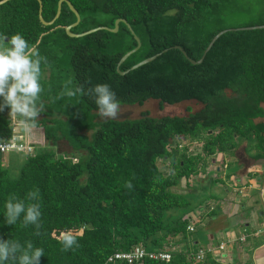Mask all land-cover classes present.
Returning <instances> with one entry per match:
<instances>
[{
	"label": "trees",
	"instance_id": "trees-1",
	"mask_svg": "<svg viewBox=\"0 0 264 264\" xmlns=\"http://www.w3.org/2000/svg\"><path fill=\"white\" fill-rule=\"evenodd\" d=\"M42 18L54 19L59 0H40ZM79 14L70 31L80 34L125 19L140 40L136 47L123 23L117 32L97 30L70 37L76 21L65 3L50 25L39 19L37 0L0 4V36L20 33L38 48L44 111L29 132L8 109L0 111V141L15 126L32 147L23 161L0 153V239L41 247L40 264H104L116 252L135 246L170 253L169 261L143 259L130 264H219L211 252L197 261L190 240L195 209L189 198L171 189L206 169L217 153L233 151L240 140L264 157V29L221 35L200 64L194 60L219 31L264 24L262 0H69ZM6 44L0 40V47ZM163 50L165 52L161 53ZM151 62L121 71L152 55ZM108 84L120 105H162L195 101L202 107L186 116L99 120L90 89ZM72 90L74 95H66ZM65 141L72 153H58ZM196 144V145H195ZM131 187H128V185ZM39 189V228L7 225L4 204L15 195L25 202ZM199 210V209H198ZM194 224V225H193ZM194 226L188 231V226ZM70 232L76 245L62 250L59 238ZM182 239L185 248L170 250ZM110 264H128L116 260Z\"/></svg>",
	"mask_w": 264,
	"mask_h": 264
},
{
	"label": "clouds",
	"instance_id": "clouds-1",
	"mask_svg": "<svg viewBox=\"0 0 264 264\" xmlns=\"http://www.w3.org/2000/svg\"><path fill=\"white\" fill-rule=\"evenodd\" d=\"M0 40L6 41L0 47V111L7 108L8 114L27 133L36 126L37 117L45 110L39 101L43 91L41 64H46L47 60L20 33L0 36ZM90 92L99 118L115 119L119 116L120 102L108 84H96ZM66 95L72 96L74 92L67 90ZM26 200L29 202L12 195L5 202L4 221L7 225L19 222L21 227L33 225L39 228L42 215L39 189L30 191ZM59 242L66 251L76 245V238L65 232ZM42 256L43 248L33 247L31 242L22 246L13 239H0V264H40Z\"/></svg>",
	"mask_w": 264,
	"mask_h": 264
},
{
	"label": "crops",
	"instance_id": "crops-1",
	"mask_svg": "<svg viewBox=\"0 0 264 264\" xmlns=\"http://www.w3.org/2000/svg\"><path fill=\"white\" fill-rule=\"evenodd\" d=\"M255 150L241 142L231 152L215 154L208 159L206 169L186 185L196 193L195 198L201 186L209 187L203 202L210 210L203 213L202 219L210 240L208 246L212 247L211 256L219 264H264V210L259 214L258 204L261 200L264 207V157L256 158ZM230 164L233 170L228 173ZM218 180L220 186L216 188L214 181ZM198 211L196 208L195 214ZM227 217L232 218L227 224L218 222H225ZM233 227L237 228V234ZM242 234L246 236L244 242L239 241ZM216 237L221 238L219 243L213 242ZM190 240L197 243L194 238ZM219 244L224 245L223 251L217 248Z\"/></svg>",
	"mask_w": 264,
	"mask_h": 264
},
{
	"label": "rangeland",
	"instance_id": "rangeland-1",
	"mask_svg": "<svg viewBox=\"0 0 264 264\" xmlns=\"http://www.w3.org/2000/svg\"><path fill=\"white\" fill-rule=\"evenodd\" d=\"M201 107H202L201 104H199L193 100L183 101L181 103L171 105V106L165 105V104L161 106L157 100L149 99L141 106H138L136 104H134V105H120L119 116L115 119H126V118L136 119V118H139L142 115V113H144V112L148 113L149 116L154 117V118H160L163 116H186L188 114V112H195V111L199 110ZM263 107H264V105H263ZM103 119H106V118H99V120H103ZM262 121L264 122V119ZM252 140H253L252 138H248V139L240 140V142H242V145H248L251 143ZM248 146L250 147L251 145H248ZM253 147L254 146H252V149H253ZM56 151L58 153H68V154L72 153V149L63 140H60L58 142V144L56 146ZM255 151L258 152L257 149ZM15 156H16L15 161L18 160V162H22L23 156H25V155L22 152L20 154H16ZM220 160L221 159H219V161ZM232 170H233V165L230 164L228 166L227 172L230 173ZM224 171H225V169H224ZM192 178L193 177L189 178L188 183L189 182L192 183V180H193ZM214 183H217L216 188H219L220 181L219 180H218V182L214 181ZM221 189L223 191H225L224 187H222V186H221ZM171 190L186 195L189 198V200L192 201L191 205L194 204V201L196 203H198L199 201L203 200L209 194V187H207V186L202 187L201 186L200 189H198V196H197V198H195L196 193L194 194L193 191H189V187L188 186L186 187L184 180L181 181V184L179 186L174 187ZM205 194H206V196H205ZM262 199L264 202V193L262 195ZM259 201L260 202L258 204L260 207V210H259V214H260L264 210V207H263V204L261 203V200H259ZM198 209H199L198 213L193 215L194 222H196V225H195V231L193 233H191V237H190V238L196 239L195 241L197 242L196 244H193V246H191L192 250H194V251H197L199 249L207 250V249L211 248V246H208V243L210 242V240L207 236L208 232L206 230L205 224L203 223L205 220L202 219V218H204L203 213H206V211L210 210V206H207V208H206L205 203H203L202 206ZM230 219H232V218L227 217L225 219V222H224V220H222V221L219 220L218 222L227 224V222H230ZM232 230H234V232L237 234V232H238L237 228L233 227ZM220 239L218 237H216L215 239H213L214 240L213 242L219 243ZM180 241L181 242H177L176 245L171 247L170 250H182V249H184L185 248V245L183 244L184 242L182 239H180ZM192 242H194V241H192ZM240 242H244V241H240ZM223 249H221V251H223ZM221 259H223V258H221ZM224 261L229 263L230 260L225 258Z\"/></svg>",
	"mask_w": 264,
	"mask_h": 264
},
{
	"label": "water",
	"instance_id": "water-1",
	"mask_svg": "<svg viewBox=\"0 0 264 264\" xmlns=\"http://www.w3.org/2000/svg\"><path fill=\"white\" fill-rule=\"evenodd\" d=\"M8 0H0V4L6 2ZM37 2L39 3V14H38V19L39 21L43 24V25H50L54 22V20L59 16V13H60V10H61V4L62 3H65L67 5V7L69 8V10L74 14L75 18H76V21L69 25V26H66L65 27V33L70 36V37H80V36H83V35H86V34H89V33H92L94 31H97V30H106V31H110V32H117L118 30V27H119V23H123L127 29L129 30V32L131 33V35L133 36L134 40L136 41V47L134 49H132L131 51L125 53L119 63H121L122 61H124L132 52L136 51L141 43H140V40L139 38L134 34L132 28L130 27L129 23L125 20V19H122V18H118L115 20L114 22V27L111 29V28H108L106 26H99V27H96L94 29H90L88 31H85L83 33H80V34H74L70 31V29L74 26H76L80 20L79 18V14H78V11L75 9V7L72 5V3L69 1V0H59L58 1V5H57V12H56V15L54 17V19H52L51 21L49 22H46L43 18H42V15H41V10H42V5H41V1L40 0H37ZM255 29H264V24L263 25H255V26H250V27H243V28H230V29H224V30H221L219 31L217 34H215L211 41L208 43V45L206 46V48L204 49L201 57L197 60H194L192 58H190L188 56V54L185 52V50L178 46V45H175L173 46L174 49H177L181 52V54L184 56V58L191 64L193 65H196V64H200L206 53L210 50V48L212 47V45L214 44V42L223 34L227 33V32H234V31H249V30H255ZM166 50H163L161 53L165 52ZM161 53H158V54H155V55H152L148 58H145L144 60L138 62L137 64L131 66L128 70H125V71H121L119 69H117V72L121 75L125 74L126 72H128L129 70H133L141 65H144L148 62H151L152 60H154L157 56H159Z\"/></svg>",
	"mask_w": 264,
	"mask_h": 264
},
{
	"label": "built area",
	"instance_id": "built-area-1",
	"mask_svg": "<svg viewBox=\"0 0 264 264\" xmlns=\"http://www.w3.org/2000/svg\"><path fill=\"white\" fill-rule=\"evenodd\" d=\"M13 134L7 140L0 141V153L7 152H23L29 154L32 152V147L26 141V137L20 135L15 129L13 130ZM226 165L223 166L225 168ZM194 227L192 225L188 226V231H193ZM246 239L245 235H241L239 240L244 241ZM219 250L224 248L223 244H219L217 246ZM207 251L212 252V247L207 249ZM206 250L199 249L195 258L197 261H201L205 256ZM151 259L156 261H169L171 255L167 251L160 250H146L142 246H135L130 251L127 252H116L112 254L104 264H110L111 262H115L116 260L124 261L128 264L133 263L135 261H140L143 259Z\"/></svg>",
	"mask_w": 264,
	"mask_h": 264
}]
</instances>
